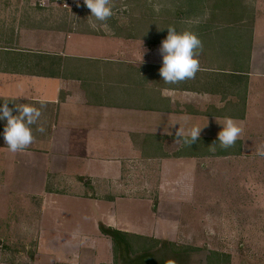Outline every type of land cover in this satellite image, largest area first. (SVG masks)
<instances>
[{
	"label": "crops",
	"instance_id": "crops-1",
	"mask_svg": "<svg viewBox=\"0 0 264 264\" xmlns=\"http://www.w3.org/2000/svg\"><path fill=\"white\" fill-rule=\"evenodd\" d=\"M244 1L238 20L223 7L219 17L181 22L178 32L196 33L203 50L196 77L177 85L160 76L162 41L17 29L0 47V106L28 103L42 115L23 152L8 150L6 120L0 127L7 227L36 232L52 263L114 264L101 227L174 243L173 232L228 231L235 202L263 201L255 147L264 144V0ZM229 117L244 131L223 149L217 137ZM179 123L203 128L190 147L175 142Z\"/></svg>",
	"mask_w": 264,
	"mask_h": 264
},
{
	"label": "rangeland",
	"instance_id": "rangeland-1",
	"mask_svg": "<svg viewBox=\"0 0 264 264\" xmlns=\"http://www.w3.org/2000/svg\"><path fill=\"white\" fill-rule=\"evenodd\" d=\"M220 1L152 0L150 4L148 0H113V16L105 22L107 27H99L100 22L90 17L91 12L83 0H60V5L45 8L38 7V0H0V47H5L9 38H14L15 31L21 27L68 29L97 34L105 31L158 42L168 33L169 26H174L179 31L184 20L189 21V27L199 17H219L223 7L235 10L233 17L236 20L240 19L239 16L243 18L244 8L249 4L244 0H227L221 6ZM7 3L12 8L7 9ZM63 4L68 8L64 9ZM17 5H21L23 9L13 8ZM153 5L160 6L158 13ZM232 15L230 14L231 18H225L234 20ZM90 21L98 27L93 29ZM3 124L5 122L0 120L1 128ZM3 188L2 193L7 194V188ZM2 198L0 197V213L3 214L7 202L4 203ZM234 207L233 216L226 218L230 222L228 231L220 230L204 236L200 233L173 232L170 234L174 237V243L157 241L160 245L156 248L148 245L152 241L129 237L131 241L141 244L134 247L128 240L125 239V243L118 237L116 249L114 248V264H264V200L235 202ZM14 217L18 219L17 215ZM37 235L27 229H11L7 227V217L1 218L0 264H56L51 261V248H39ZM201 241H204V246L196 247L199 246L197 242ZM208 244L212 246L207 247Z\"/></svg>",
	"mask_w": 264,
	"mask_h": 264
},
{
	"label": "clouds",
	"instance_id": "clouds-1",
	"mask_svg": "<svg viewBox=\"0 0 264 264\" xmlns=\"http://www.w3.org/2000/svg\"><path fill=\"white\" fill-rule=\"evenodd\" d=\"M151 4L152 0H148ZM84 5L90 10L92 18L100 22L99 27H107L106 21L113 16V0H83ZM44 6V0H41ZM154 10L160 11L159 5H153ZM90 26L96 29L98 25L90 21ZM203 50V42L199 36L191 31L178 32L174 26L168 27V34L162 40L159 52L162 56V67L159 69L160 76L166 85H177L184 81L194 79L198 71L201 70L199 54ZM164 91H167L165 89ZM46 100L41 99L39 104L45 106ZM17 111V115L13 112ZM42 112L40 108L32 104H17L15 109L9 107L8 100L0 106V120H6L3 131V138L7 148L12 153L23 152L34 141L32 125L37 124ZM180 124V123H179ZM222 130L218 133L219 146L228 149L235 146L240 139L244 129L234 119L225 118L222 123ZM203 128L192 126L187 130L180 124L176 132V141L180 140L187 146L195 143ZM37 131L44 132L42 125ZM215 143L210 147L213 151ZM256 155L264 157V144L255 147Z\"/></svg>",
	"mask_w": 264,
	"mask_h": 264
},
{
	"label": "trees",
	"instance_id": "trees-1",
	"mask_svg": "<svg viewBox=\"0 0 264 264\" xmlns=\"http://www.w3.org/2000/svg\"><path fill=\"white\" fill-rule=\"evenodd\" d=\"M126 38H132L131 36L127 35ZM7 44V43H6ZM30 63H34L36 65V62H30ZM33 68V67H32ZM34 73V72H33ZM36 73V72H35ZM101 231L104 235H107L109 237L112 238L113 242H114V248L116 249V241L118 240V237H120L124 242H125V239L126 241L128 240V243H130L131 246H134V247H137V246H141V244H139L137 241H131L129 239L130 236L124 234V233H121V232H117V231H113V230H107L105 229L104 227H101ZM135 238V237H134ZM136 239H141V238H136ZM143 240V239H141ZM141 242V241H140ZM126 243V242H125ZM146 245V244H145ZM148 245H151L153 248H156L157 245H160L159 242L157 241H154L153 243L151 244H148Z\"/></svg>",
	"mask_w": 264,
	"mask_h": 264
},
{
	"label": "built area",
	"instance_id": "built-area-1",
	"mask_svg": "<svg viewBox=\"0 0 264 264\" xmlns=\"http://www.w3.org/2000/svg\"><path fill=\"white\" fill-rule=\"evenodd\" d=\"M60 0H44V6H41V0H38V7L40 8H45V7H49L50 5H55V4H59ZM64 9L68 8L65 4H63Z\"/></svg>",
	"mask_w": 264,
	"mask_h": 264
}]
</instances>
